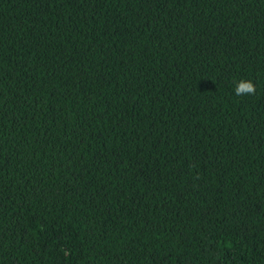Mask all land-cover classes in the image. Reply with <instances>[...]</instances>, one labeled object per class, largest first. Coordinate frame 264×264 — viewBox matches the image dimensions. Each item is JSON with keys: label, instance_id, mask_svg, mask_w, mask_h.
<instances>
[{"label": "trees", "instance_id": "trees-1", "mask_svg": "<svg viewBox=\"0 0 264 264\" xmlns=\"http://www.w3.org/2000/svg\"><path fill=\"white\" fill-rule=\"evenodd\" d=\"M0 264H264V0H0Z\"/></svg>", "mask_w": 264, "mask_h": 264}, {"label": "clouds", "instance_id": "clouds-1", "mask_svg": "<svg viewBox=\"0 0 264 264\" xmlns=\"http://www.w3.org/2000/svg\"><path fill=\"white\" fill-rule=\"evenodd\" d=\"M235 94L237 96H244V95H255L256 93V86L255 83L251 80L242 79L235 82Z\"/></svg>", "mask_w": 264, "mask_h": 264}]
</instances>
